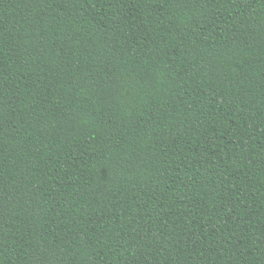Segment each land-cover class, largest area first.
Segmentation results:
<instances>
[{
	"label": "trees",
	"instance_id": "16d2710c",
	"mask_svg": "<svg viewBox=\"0 0 264 264\" xmlns=\"http://www.w3.org/2000/svg\"><path fill=\"white\" fill-rule=\"evenodd\" d=\"M0 264H264V0H0Z\"/></svg>",
	"mask_w": 264,
	"mask_h": 264
}]
</instances>
